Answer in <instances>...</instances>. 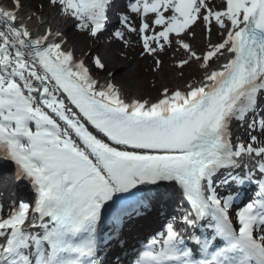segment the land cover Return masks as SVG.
Here are the masks:
<instances>
[{
  "label": "snow or ice",
  "instance_id": "1",
  "mask_svg": "<svg viewBox=\"0 0 264 264\" xmlns=\"http://www.w3.org/2000/svg\"><path fill=\"white\" fill-rule=\"evenodd\" d=\"M106 32L180 83L130 95L71 42ZM0 165L23 186L0 194V264H123L128 230L174 201L131 264H264V0H11Z\"/></svg>",
  "mask_w": 264,
  "mask_h": 264
},
{
  "label": "bare ground",
  "instance_id": "2",
  "mask_svg": "<svg viewBox=\"0 0 264 264\" xmlns=\"http://www.w3.org/2000/svg\"><path fill=\"white\" fill-rule=\"evenodd\" d=\"M6 3H10V0H0ZM1 3V4H2ZM27 4V3H25ZM24 13L21 14L23 18ZM46 17L53 18V13L50 10L45 11ZM29 27L34 26V22H28ZM116 26H119L118 24ZM108 38V37H106ZM199 29H197V44L200 43ZM75 44L76 51L78 50H94L93 54H101L107 59L108 70L121 69L118 73V80L124 86L125 90L130 95H137L140 97L152 96L156 91L151 87L153 81L156 82L157 87L161 85H167L171 87L173 84H177L179 79L175 77V73L169 67V60L165 57V68L164 70L155 75L150 71L151 60L141 59L138 57V47L135 38H131V44L128 48H123L118 43H111L108 39H102L101 43L98 41H92L90 39H83L82 37H74L73 41ZM104 73H101L103 77ZM175 84V85H176ZM6 180L4 184H6ZM142 227L135 228L136 233L142 234L148 227L147 221L143 220L141 222ZM129 235L125 236L128 238L127 244H133L134 239L131 238L130 230H128ZM126 253L128 250L126 249ZM132 253V251H131Z\"/></svg>",
  "mask_w": 264,
  "mask_h": 264
},
{
  "label": "rangeland",
  "instance_id": "3",
  "mask_svg": "<svg viewBox=\"0 0 264 264\" xmlns=\"http://www.w3.org/2000/svg\"><path fill=\"white\" fill-rule=\"evenodd\" d=\"M31 3H32V8L34 9L35 7H36V5H37V0H31ZM28 7V6H27ZM49 19H51V18H49ZM83 39H87V37H82ZM84 51H88V50H81V52H80V50H78V51H76L77 52V54H79L80 53V55H81V53L82 52H84ZM178 83H180V81L178 82ZM177 83V84H178ZM176 84V83H175ZM175 84H173V85H171V87H174V86H176ZM156 94L157 93H154L151 97H155L156 96ZM144 98H147V97H144Z\"/></svg>",
  "mask_w": 264,
  "mask_h": 264
}]
</instances>
